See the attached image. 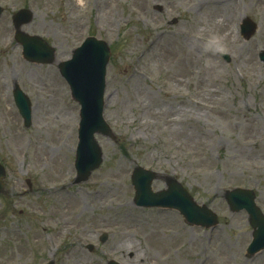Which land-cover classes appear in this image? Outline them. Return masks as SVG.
<instances>
[{
    "label": "rangeland",
    "instance_id": "1",
    "mask_svg": "<svg viewBox=\"0 0 264 264\" xmlns=\"http://www.w3.org/2000/svg\"><path fill=\"white\" fill-rule=\"evenodd\" d=\"M0 264H264L249 258L252 229L225 202L252 190L264 214V0H0ZM21 31L68 59L86 38L110 47L104 118L94 136L102 161L74 183L79 106L56 62L21 56ZM244 19L255 32L244 40ZM221 36L224 51L201 55L196 33ZM223 55L228 56V61ZM31 104L24 128L12 99ZM136 167L178 180L216 225H188L174 210L133 203ZM106 237L100 243L102 234ZM93 245L92 251L87 246Z\"/></svg>",
    "mask_w": 264,
    "mask_h": 264
},
{
    "label": "water",
    "instance_id": "2",
    "mask_svg": "<svg viewBox=\"0 0 264 264\" xmlns=\"http://www.w3.org/2000/svg\"><path fill=\"white\" fill-rule=\"evenodd\" d=\"M31 18L32 14L27 10H21L13 16L16 29L15 40L22 46V54L27 61L39 64L52 63L54 49L40 37L29 36L19 30L23 24L29 23ZM254 31L255 26L245 20L241 27L244 38L248 39ZM224 57L227 60V57ZM108 58L107 46L93 38H88L80 48L73 51L71 59L58 64L59 73L69 86L71 97L80 106L75 183L86 181L101 164L102 154L94 134L110 135V130L102 118L105 69ZM260 59L264 60V52L261 53ZM13 97L27 126L30 121L29 102L17 86L13 90ZM4 176V169L0 165V193L3 190ZM156 178L157 174L140 167L132 171L131 183L135 192L136 206L176 210L190 225L204 228L216 225L215 214L206 206L198 205L174 179L166 178V190L153 192L151 183ZM226 202L232 211L244 210L248 215V222L253 228L252 242L247 248L248 255L264 249V215L255 204L253 192L247 189H234L227 193ZM104 238L101 239L102 242Z\"/></svg>",
    "mask_w": 264,
    "mask_h": 264
},
{
    "label": "clouds",
    "instance_id": "3",
    "mask_svg": "<svg viewBox=\"0 0 264 264\" xmlns=\"http://www.w3.org/2000/svg\"><path fill=\"white\" fill-rule=\"evenodd\" d=\"M196 43L201 55L205 57L216 56L224 51L221 36L214 32H209L206 35L196 33Z\"/></svg>",
    "mask_w": 264,
    "mask_h": 264
},
{
    "label": "bare ground",
    "instance_id": "4",
    "mask_svg": "<svg viewBox=\"0 0 264 264\" xmlns=\"http://www.w3.org/2000/svg\"><path fill=\"white\" fill-rule=\"evenodd\" d=\"M56 62V61H55ZM57 64H59V63H57Z\"/></svg>",
    "mask_w": 264,
    "mask_h": 264
}]
</instances>
